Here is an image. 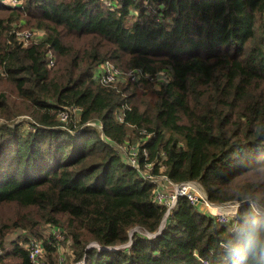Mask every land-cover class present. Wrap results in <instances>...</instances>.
I'll return each instance as SVG.
<instances>
[{
	"label": "trees",
	"instance_id": "16d2710c",
	"mask_svg": "<svg viewBox=\"0 0 264 264\" xmlns=\"http://www.w3.org/2000/svg\"><path fill=\"white\" fill-rule=\"evenodd\" d=\"M108 1L0 0V264L69 241L74 263L228 264L235 219L186 198L154 239L89 246L161 231L147 156L212 204L264 197V0ZM107 63L120 81H99ZM141 139L138 170L121 149Z\"/></svg>",
	"mask_w": 264,
	"mask_h": 264
},
{
	"label": "built area",
	"instance_id": "2783aa9c",
	"mask_svg": "<svg viewBox=\"0 0 264 264\" xmlns=\"http://www.w3.org/2000/svg\"><path fill=\"white\" fill-rule=\"evenodd\" d=\"M107 3H108V5L111 4L110 1H108V0H107ZM25 35H26V37H29L30 33H26ZM102 68L104 69V72L101 73V75H100L101 77H100L99 81H102V82L113 81V80H117L119 77L124 76L123 71L115 68L110 63L105 64V67H102ZM125 75H126V73H125ZM91 125H95V123H91ZM121 152H123L124 155H126V162L129 166L134 167L138 170H139V168H141V167H139L137 155H136V158H133L132 160H130L129 154L127 153L128 149L126 147L122 148ZM145 168H146V165L144 167V171H141L143 178H145L144 175H147V173H145V171H146ZM152 168H154V167H152ZM152 168L150 169L151 171H152ZM148 178H154V177L148 176ZM167 181H168L169 188L167 189L166 192L163 191L164 190L163 187H161V190H158V187H156V190H155V203L159 206H162L166 210L163 225L161 227V231H164L166 224L172 215V212L177 207V203L181 198H186L193 207H197L200 204L206 206L207 211H202V210H199V211L203 214L207 213V214L211 215L212 217H214L216 219V221L218 223H220L222 225L223 224L225 225L226 223H228V221H229L228 215H226L223 211L220 210L221 207H219V205H215V204L210 203L207 195L204 193H200V192H202V190L198 187V185L196 183H194V182L174 183L170 180H167ZM232 209H234V210H232L231 214H233L236 211L237 206H235V207L233 206ZM135 228L141 229L140 227H135ZM135 228H133V229H135ZM132 230L129 231V242L133 243V240H132L133 236L130 235V232ZM141 230H143V229H141ZM160 232L157 233L156 235H151L149 233H146L148 235H145V236L148 239H153L158 234H160ZM44 254H45V252L41 248L40 245H38L36 248L32 249L31 258L33 260V264H39L40 261H39V263H36V262L39 259L41 260L44 257Z\"/></svg>",
	"mask_w": 264,
	"mask_h": 264
},
{
	"label": "clouds",
	"instance_id": "9594fccd",
	"mask_svg": "<svg viewBox=\"0 0 264 264\" xmlns=\"http://www.w3.org/2000/svg\"><path fill=\"white\" fill-rule=\"evenodd\" d=\"M247 204L220 245L228 264H264V197H248Z\"/></svg>",
	"mask_w": 264,
	"mask_h": 264
},
{
	"label": "rangeland",
	"instance_id": "374dc122",
	"mask_svg": "<svg viewBox=\"0 0 264 264\" xmlns=\"http://www.w3.org/2000/svg\"><path fill=\"white\" fill-rule=\"evenodd\" d=\"M126 75L128 77H130L132 75V73L131 72H127ZM159 75L160 76L157 77V82H159V84H164V83H166L167 80L170 79V75H167L166 72H161ZM117 81H120V79L117 80ZM158 86H160V85H158ZM3 122H5V119L0 118V123H3ZM27 129L28 130H32V127H30L29 125H27ZM132 137H135V134L134 133H131V138ZM146 139H141L140 141H132V142L131 141H127L126 143H124V146L128 149V152L127 153L129 154L130 160H132L133 158H136V155L138 154V146H139V144L141 142L145 141ZM149 159H150V156H147L146 157V160H145V164H146V168H145L146 171H145V173H147V175H144L145 179L150 184L154 185L155 188L158 187V190H161V187H163L164 188L163 191L166 192L167 189L169 188V185H168V181L167 180H170V178L168 177V175L165 172V169H166V167H165L166 166L165 165V159H166L165 153H163L161 155V158L158 161H156V162L150 163L149 162ZM152 167H157L159 169V172H158L157 175H153L151 173V170L150 169ZM148 176L149 177L150 176H153L154 178H148ZM190 182L196 183L198 185V187L202 190V192H200V193L206 194L201 184H199L197 181H190ZM215 205H219V207H221L220 210L223 211L226 215H228L229 221L225 225L231 223L234 219H236L237 214L239 212V208L241 206V204H239V202H228V203H225V204H215ZM233 206L234 207L237 206V209H236V211L233 214H231L232 210H234V209H232ZM196 208H197V210L199 209V210H202V211H207L206 210L207 207L204 206V205H201V204L198 205ZM161 233H162V231L160 232V234ZM136 234H139L141 236L148 235V234H146V232H144L143 230L138 229V228H135V229H133L130 232V235H132L133 237H135ZM160 234H158L157 236H159ZM132 245H133V243L132 242H129V243L124 244V245H121V244L120 245H113V246H110L108 248H104L105 246L102 247L98 243H92L89 246V249L90 248L91 249H96L98 251H104V250L120 251V250H128ZM72 251H73V244H72L71 241H69L68 244L62 242L60 244V246H59V250H57L56 254H54L55 262H51L49 260L48 256H47V262H46V264H58L59 261L61 263H63V264H87L86 261H83L81 263H74L73 262L74 254H73ZM10 263H11V260H7V264H10Z\"/></svg>",
	"mask_w": 264,
	"mask_h": 264
}]
</instances>
